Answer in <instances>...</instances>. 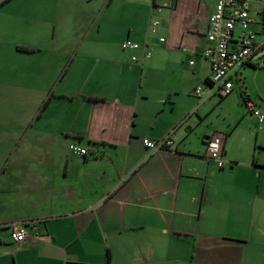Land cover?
Returning a JSON list of instances; mask_svg holds the SVG:
<instances>
[{"label": "crops", "instance_id": "crops-1", "mask_svg": "<svg viewBox=\"0 0 264 264\" xmlns=\"http://www.w3.org/2000/svg\"><path fill=\"white\" fill-rule=\"evenodd\" d=\"M163 1L0 0V96L9 72L39 94L15 144L0 132V264H264V121L245 105L264 115V82L242 86L244 64L231 91L239 85L241 114L202 127L226 97L210 92L201 54L216 0L157 10ZM126 38L141 49L122 50ZM248 119L259 123L251 144L237 137ZM217 132L221 168L206 157ZM167 136L164 149L142 143ZM21 223L17 243L10 227Z\"/></svg>", "mask_w": 264, "mask_h": 264}, {"label": "built area", "instance_id": "built-area-1", "mask_svg": "<svg viewBox=\"0 0 264 264\" xmlns=\"http://www.w3.org/2000/svg\"><path fill=\"white\" fill-rule=\"evenodd\" d=\"M251 2L264 4V0H216L214 8L208 19L206 31V45L202 49V56L205 57L211 67L212 77L209 80L210 92L219 96H227L233 88V75L237 74L241 67L250 58L264 47V6L262 9L254 8L252 14ZM173 2L165 0L157 10L163 7H171ZM256 16H259L257 18ZM159 25L157 19H151L149 31L155 32ZM259 25L260 29L254 28ZM261 34V38L257 35ZM160 42L164 37H158ZM122 50L137 51L141 49V44L126 38L120 43ZM150 57V52L143 49L142 58ZM138 57L131 56V61H137ZM197 96H201L203 88L197 86L194 90ZM246 107L256 116L259 123L264 121L261 114L250 99L245 101ZM224 135L214 133L206 140V157L215 161L218 167L224 166L223 160ZM143 145L151 150H159L169 147L172 144L170 138L163 137L159 140L142 139ZM68 149L73 154L86 155L87 150L82 146L70 143ZM10 237L17 243H22L27 237L26 224H13L10 227Z\"/></svg>", "mask_w": 264, "mask_h": 264}, {"label": "rangeland", "instance_id": "rangeland-1", "mask_svg": "<svg viewBox=\"0 0 264 264\" xmlns=\"http://www.w3.org/2000/svg\"><path fill=\"white\" fill-rule=\"evenodd\" d=\"M263 6L264 4L262 3L251 2L250 12L254 14V8L262 9ZM256 17L259 18V16ZM254 28H256L257 30L260 29L259 25H255ZM90 34H87V36H85V34L82 32L72 40L73 42H77L78 45H83V39L87 37L85 39L86 42ZM257 37L261 38V34H258ZM250 60L254 64V66L245 67L241 71V78L243 80L242 86H245L249 92L254 90L257 84L264 82V47L257 53H255ZM30 90H32L31 87L29 88V90L17 89V87L15 86V77L11 75V72L8 73V86L6 89V93H3V96H0V132L5 129L3 132H6V135H8L7 140H5L7 144H15V142L19 140V137H21L22 134L20 133V128H22V126L24 127L27 123H30L34 113L36 112V108L39 102V94H37L35 91ZM253 97L257 100L255 96ZM217 99L218 96L216 95L213 97H208L207 101L208 103H211V101ZM240 103V89L239 85H236V88L233 90V92L228 96L222 98L219 105L212 109V111H210V113L206 117H204L201 126L204 127V125H206L208 126V128L221 126L224 123L223 114L230 113L231 115L236 116L238 114H241L242 104ZM254 119L253 121L248 119L240 124L237 137L242 142H247L249 144L252 140L254 141V134L257 126H259V123L256 124V120ZM28 132L30 134H27L25 136V139L23 140L24 143L30 142L32 130H29ZM10 148L11 146L9 147L8 153L5 157L15 158L20 153V149L14 151L15 145L12 149ZM256 155L259 160L264 162L263 147L258 146L256 148Z\"/></svg>", "mask_w": 264, "mask_h": 264}, {"label": "trees", "instance_id": "trees-1", "mask_svg": "<svg viewBox=\"0 0 264 264\" xmlns=\"http://www.w3.org/2000/svg\"><path fill=\"white\" fill-rule=\"evenodd\" d=\"M249 61H247L245 64H247L248 66H254V64L252 63H248ZM208 82V81H207ZM26 224V223H25Z\"/></svg>", "mask_w": 264, "mask_h": 264}]
</instances>
